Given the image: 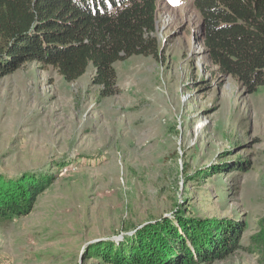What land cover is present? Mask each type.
I'll use <instances>...</instances> for the list:
<instances>
[{"label": "rangeland", "instance_id": "374dc122", "mask_svg": "<svg viewBox=\"0 0 264 264\" xmlns=\"http://www.w3.org/2000/svg\"><path fill=\"white\" fill-rule=\"evenodd\" d=\"M193 2L158 0L148 38L160 53L115 63V96H100L91 65L73 83L34 62L0 79V175L53 180L30 214L0 224V264H107L87 247L178 213L243 218V249L212 264H258L264 86L248 94L219 72Z\"/></svg>", "mask_w": 264, "mask_h": 264}, {"label": "trees", "instance_id": "16d2710c", "mask_svg": "<svg viewBox=\"0 0 264 264\" xmlns=\"http://www.w3.org/2000/svg\"><path fill=\"white\" fill-rule=\"evenodd\" d=\"M157 2L0 0V79L34 62L56 69L73 83L91 65V84L100 87V96H115V63L132 56L157 58L160 53L148 38L155 32ZM193 3L210 61L246 93L257 92L264 86V0ZM52 181L49 176L0 175V224L30 214ZM175 217V223L163 218L135 229V237L125 244L100 242L86 252L107 264H212L243 249V218L190 222L182 214ZM250 241L249 250L264 264V218Z\"/></svg>", "mask_w": 264, "mask_h": 264}]
</instances>
